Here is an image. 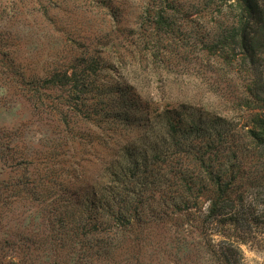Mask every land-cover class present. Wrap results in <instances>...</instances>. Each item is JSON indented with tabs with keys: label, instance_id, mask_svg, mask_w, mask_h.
I'll list each match as a JSON object with an SVG mask.
<instances>
[{
	"label": "trees",
	"instance_id": "1",
	"mask_svg": "<svg viewBox=\"0 0 264 264\" xmlns=\"http://www.w3.org/2000/svg\"><path fill=\"white\" fill-rule=\"evenodd\" d=\"M212 1L73 0L65 14L37 0L25 3L30 35L1 8L0 120L20 101L32 117L0 122V264H141L140 247L169 223L177 236L156 254L245 264L240 244L264 226V0H217L186 21ZM181 27L206 49L189 51ZM201 53L217 85L203 105L200 83L153 99L121 75L127 57V74L148 64L158 76ZM86 164H98L88 177Z\"/></svg>",
	"mask_w": 264,
	"mask_h": 264
},
{
	"label": "rangeland",
	"instance_id": "2",
	"mask_svg": "<svg viewBox=\"0 0 264 264\" xmlns=\"http://www.w3.org/2000/svg\"><path fill=\"white\" fill-rule=\"evenodd\" d=\"M37 0H0V10L1 8L4 9V14L11 17L14 16V19H21L19 20L21 25L19 27V31L30 35L31 32L34 33L37 31V27L32 26L31 17L30 14L31 11H29V7L25 3H30L32 5L36 4ZM52 1L53 3H56L60 7L63 8V12L67 14L69 9L71 8V5H78L80 2L73 3V0H48ZM75 1V0H74ZM78 1V0H76ZM120 1V0H119ZM88 3V1H86ZM216 2V4H215ZM208 2V5H203L202 3L195 4L191 7V15L187 18L186 21H191L198 18L197 15H200V13L203 12V10H207L209 8L211 9H217V0ZM78 3V4H77ZM64 4V6H62ZM70 4V5H69ZM210 4H213L214 6H211ZM53 5V4H52ZM92 5V4H91ZM30 6V5H29ZM216 11V10H215ZM64 15V14H63ZM109 18V17H108ZM72 19V18H71ZM208 20L207 18H205ZM21 21H25L24 23ZM182 23V22H180ZM188 23V22H187ZM184 25L186 22L183 23ZM182 33H188L187 36L192 37L190 40V45L187 48L189 51L195 50V51H202L205 50V46H203L202 43H197L198 37H194L193 35L195 32L192 30V27H181ZM29 37V36H27ZM28 43V42H26ZM41 62L44 61L42 57L47 56V52L39 53ZM201 58L204 57V54H200L196 58H188L185 60L184 64L179 67H172L170 66L168 71L163 72L160 75H153L150 66L143 64V71L141 72H134L133 68V74H127V72L131 69V67H127L133 63H135L132 59H127V65L122 70V77L124 78H131L133 77L137 89L136 91L139 92V95L142 97H152L153 99L157 98L158 95H165L166 97H170L171 99L174 98L176 95L182 97L183 95L192 96L193 94H196V83H200L202 86V91L200 94H198L194 98V102L198 103L199 105H203L205 101L214 99L213 92H217V88H214L216 85L215 82H213V79L211 78L210 74L206 72V64L204 61H201ZM140 65V64H139ZM183 69V70H182ZM196 73V74H195ZM214 83L213 85L209 86L208 84ZM204 87V88H203ZM210 87V89L208 88ZM215 91H214V90ZM205 90V91H204ZM1 97V94H0ZM115 96H110L107 98V101L103 102L102 105L100 103V107L103 106V109L108 110L113 106ZM109 99V100H108ZM144 99V98H141ZM20 101V100H19ZM213 102V101H212ZM30 107H28V104L26 102H21L16 106L14 109H10L7 112H4L1 116L0 122L3 121L4 125L7 127H11L12 125H16L18 121L21 119H29V117L32 115L29 110ZM131 119H138V115H140L138 110L133 109L131 113H129ZM32 117V116H31ZM103 125V124H102ZM107 127V123L103 126V128ZM88 129L92 130L95 129V127L89 126ZM99 146H97L96 152L99 156L102 158L105 156L104 153V144L105 142L103 140H100ZM111 145V142L108 143ZM98 168V164L96 165H90L86 164L85 174L87 177L91 175V173L94 171V169ZM202 218V217H200ZM264 225V224H263ZM196 222L191 223V227L186 228V238L188 243H191L192 239H197L198 242V236L196 234ZM175 225L167 224L165 230H159L158 232L161 233L162 237L165 238V240H174V238L177 236L175 235L173 238ZM214 228L215 226L212 225ZM157 228H154V232L149 234L147 240L145 241V246H141L139 250V259L141 264H176L175 262H172L173 256L170 255H163V254H156V241H160L158 234L156 233ZM258 232L256 233L253 228H251V232L249 237L246 238L244 243L240 244V249L243 255V261L245 264H264V226L262 228L258 227ZM261 231V232H260ZM172 234V236H171ZM240 238L241 233L237 234ZM171 236V237H170ZM254 236V237H253ZM173 238V239H172ZM214 243L217 244V236L214 235ZM164 243V242H163ZM164 256V257H162ZM192 256V255H191ZM160 257H162L160 259ZM192 258V257H191ZM201 260H203V256H200ZM186 262H189V260H186ZM177 264H183L182 261H177Z\"/></svg>",
	"mask_w": 264,
	"mask_h": 264
}]
</instances>
